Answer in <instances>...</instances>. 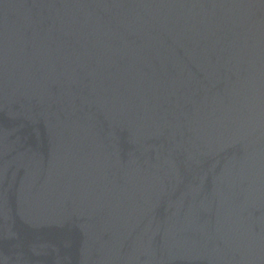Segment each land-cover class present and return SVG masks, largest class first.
<instances>
[{
    "label": "water",
    "instance_id": "95a60500",
    "mask_svg": "<svg viewBox=\"0 0 264 264\" xmlns=\"http://www.w3.org/2000/svg\"><path fill=\"white\" fill-rule=\"evenodd\" d=\"M0 264H264V0H0Z\"/></svg>",
    "mask_w": 264,
    "mask_h": 264
}]
</instances>
